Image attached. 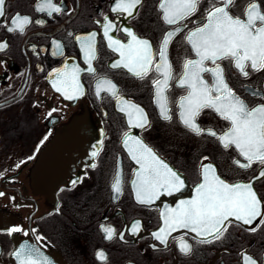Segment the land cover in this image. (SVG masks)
Segmentation results:
<instances>
[{"label": "flooded vegetation", "instance_id": "af4514ba", "mask_svg": "<svg viewBox=\"0 0 264 264\" xmlns=\"http://www.w3.org/2000/svg\"><path fill=\"white\" fill-rule=\"evenodd\" d=\"M62 11L48 15L38 12L40 0H5L0 16V264H12L14 236L33 234L47 251L56 250L67 264H243L245 254L257 264H264V177H259L264 165L247 161L235 146L225 149L216 137L205 132L197 135L180 120V100L187 95L179 85L186 60L197 59L186 36L189 31L206 23L210 0H201L197 10L182 22L185 27L170 41L167 58L172 68L165 95L170 120L161 118L155 102L153 81L163 77L155 71L162 40L174 27L163 20L162 0H141L132 16L113 12L116 0H52ZM221 6L218 0H211ZM258 3L264 12V0H234L228 8L233 17L245 18L247 7ZM17 16L29 17L25 30L10 32ZM43 21V23H37ZM115 26L109 35L122 44L131 40L123 29L129 28L140 39L150 42L153 66L144 79L132 75L126 68H113L121 60L119 52L109 47L103 25ZM95 33V58L89 72L76 37ZM55 43L61 54L54 55ZM217 63L223 68L226 83L249 108L264 105V69L253 71L250 66L243 76L229 59ZM207 67H213L206 62ZM78 68L83 94L69 100L53 87L56 70L71 72ZM203 78L212 84L209 73ZM106 79L116 85L119 95L134 102L147 115L150 127H134L120 102L107 91L96 94V84ZM259 92L260 95H253ZM73 93L69 92V95ZM215 95V94H214ZM85 116L101 138L94 161L84 162L63 172L56 194H47L44 181L34 174L44 147L53 137L68 128L75 117ZM79 119H81L79 117ZM196 122L201 128L222 135L230 122L212 109H203ZM146 141L166 158L183 186L171 196L153 199L149 204L136 200L134 181L139 165L124 145V133ZM75 138L77 133L69 134ZM206 158V159H205ZM236 161H240L237 164ZM95 164V167L92 165ZM19 165V166H18ZM202 165H211L215 174L231 183H251L260 200L261 217L251 225L229 217L223 238L211 243H199L189 229L179 228L167 236V247L153 233L164 227V216L181 201L196 197L191 190L203 182ZM120 173L122 192L113 190L114 178ZM41 178V177H40ZM77 181L75 185L72 181ZM46 185V184H45ZM170 195V194H169ZM139 222L138 234L131 228ZM102 226L114 229V238L106 239ZM13 227L22 231L11 232ZM256 228V231L250 229ZM123 236V239L120 237ZM183 239L192 246L191 254L180 251ZM153 245L155 247H153ZM103 251L106 261L97 253Z\"/></svg>", "mask_w": 264, "mask_h": 264}, {"label": "snow or ice", "instance_id": "6c2138e0", "mask_svg": "<svg viewBox=\"0 0 264 264\" xmlns=\"http://www.w3.org/2000/svg\"><path fill=\"white\" fill-rule=\"evenodd\" d=\"M201 0H162L159 7L163 10V20L166 24L177 26L168 31L158 49L159 62L155 64V71L163 78L153 81L155 88V102L159 108L162 119L170 120L167 96L165 95L168 81L172 78L171 64L167 58V49L173 37L182 30V24L189 16L196 12ZM221 6H216L210 0V10L206 14V23L189 31L186 36L187 42L191 45L197 59L186 60L184 71L179 79V85L185 87L187 95L180 100V120L191 132L201 135L207 132L208 135L216 137L222 146L227 149L235 146L239 154L247 161L240 164L248 168L253 162L264 165V105L249 108L247 104L237 96L225 81L223 68L217 63L220 60L229 59L234 62L235 68L245 77L249 75L246 70L250 66L253 71L264 69V12L260 10L258 3L250 4L245 12V18L233 17L229 14L228 8L234 0H218ZM141 0H116L113 12L126 13L132 16ZM5 0H0V16L4 13ZM38 12H46L52 15L59 13L62 8L55 5L52 0H40L36 5ZM31 23L29 17L17 16L12 21V27L8 31L23 32L26 25ZM43 23V21H37ZM115 27L111 21L103 25L104 36L107 37L109 47L119 52L121 60L112 64L113 68H126L132 75L144 79L153 66V51L150 42L138 38L129 28L123 31L131 37L128 44H122L109 35V30ZM95 33L88 36L76 37L83 50L84 57L89 64L87 71L94 73L91 62L95 58ZM6 43L0 44V51L6 47ZM60 44L55 43L54 55L61 54ZM210 62L213 67H207ZM78 68L71 72L56 70V80L53 87L57 92H63L67 99L73 100L77 95L83 94L82 86L79 83ZM203 73H209L212 77V84L209 85L203 78ZM101 91L109 92L121 104L120 111L126 113L129 123L133 120L134 127H150V122L143 109L134 102L125 100L119 95L116 85L106 79H101L96 84V94ZM69 92L73 93L69 95ZM215 94V95H214ZM253 95H260L253 92ZM209 108L217 112L223 119L230 122V128L222 135H217L211 129L201 128L196 122L200 112ZM124 145L131 154V158L138 164L139 170L134 181L136 200L141 204H149L157 198L160 190H179L183 186L180 176L168 167L166 163L138 137H132L125 132ZM98 153L94 151L92 156ZM206 159V158H205ZM19 166V165H18ZM95 167V164L92 165ZM259 177H264V170H261ZM203 182L196 188L197 196L190 201H181L176 208L168 210L164 216V227L152 235L167 247V236L171 231L183 228L189 229L196 237L200 238L199 243H211L208 237L213 240L223 238L227 231L226 221L234 217L237 221L251 225L257 217H261L260 200L258 199L251 183L230 184L220 179L215 174L211 165H202ZM77 181H72L75 185ZM114 192L118 195L122 192V181L120 173L117 172L112 185ZM169 194L171 192L169 191ZM3 193H0L2 196ZM264 224V218L261 219ZM140 228L137 222L132 228V234H138ZM256 231V228L250 229ZM11 232L22 231L19 227H13ZM106 239L114 238V229L102 226ZM123 239V236L120 237ZM153 247H155L153 245ZM180 251L189 255L192 246L181 239L179 241ZM13 255L19 264H49L46 257L42 256L40 249L35 245L24 244L16 250ZM101 261L107 257L103 251L97 253ZM243 264H257L253 257L245 254Z\"/></svg>", "mask_w": 264, "mask_h": 264}, {"label": "water", "instance_id": "95a60500", "mask_svg": "<svg viewBox=\"0 0 264 264\" xmlns=\"http://www.w3.org/2000/svg\"><path fill=\"white\" fill-rule=\"evenodd\" d=\"M79 117L81 119H79ZM79 117H75L68 128H65L61 134L53 137L44 147V153L40 157L41 161L38 162L36 169H34L33 175L39 176L37 181H44V185L38 189H43L47 194H56L58 182L61 181L63 172H67L69 168H73V166L77 164L89 162L90 160L94 161L95 157L92 156V153L94 151L97 152L100 147L101 138H94V130L91 128L88 119L82 115ZM71 133H77L80 136L72 138L69 136ZM144 143L151 147L146 141H144ZM153 150L155 151V149ZM155 152L157 153V151ZM157 155L168 165L169 168L173 169L172 165L166 158L158 153ZM220 179L224 180L221 177ZM224 181L230 184H237L228 182L227 180ZM196 188L197 187L192 189L191 192L197 196ZM180 190L181 187L179 190L161 189L159 196L155 199L169 197L171 196V194L169 195V191L173 192ZM13 240L14 248L10 255L12 264H19V261L16 260L13 253L18 250L21 245L26 243L37 246L40 249L42 256L48 259L49 264H67L56 250L52 249L51 251H47L44 249L37 242L33 234L27 236H14Z\"/></svg>", "mask_w": 264, "mask_h": 264}]
</instances>
